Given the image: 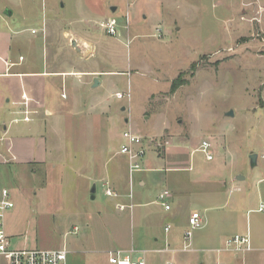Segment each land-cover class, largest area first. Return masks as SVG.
Here are the masks:
<instances>
[{"label": "rangeland", "instance_id": "obj_1", "mask_svg": "<svg viewBox=\"0 0 264 264\" xmlns=\"http://www.w3.org/2000/svg\"><path fill=\"white\" fill-rule=\"evenodd\" d=\"M256 2L264 4L13 0L12 19L23 10L31 13L27 24L36 33L31 38L43 47L48 81H60L56 98L63 112L41 117L49 141L46 162L0 165V187L11 191L15 203L5 218L12 248L65 249L66 264H108L109 250L133 249L139 256L169 243L175 252L147 253L146 264L246 262L231 251L205 250L223 249L226 238L245 231L247 216L253 232L264 217L247 214L255 201L244 205L241 193L230 190L237 183L250 185L255 172L264 176L263 169L259 171L264 149V26ZM108 20L116 21L114 36L101 25ZM92 78L101 82L100 88L91 87ZM173 82L177 87L171 91ZM116 93L123 98L116 99ZM229 111L232 117L225 115ZM130 129L153 140L149 149L158 154L169 142L178 147L180 157L188 156L201 141H209L213 160L207 162L196 152L190 161L180 162L191 166L189 171L148 174L141 165L130 177L126 158L119 154L122 134ZM252 154L258 156L255 168L250 165ZM113 169L117 175L109 177ZM143 174L150 175L149 187L140 194L134 179ZM239 176L245 180L237 182ZM105 185L117 197L128 195L131 187V202L125 197L123 201L132 208L119 204L117 197H106ZM161 189L171 193L166 200L170 210L156 200ZM192 211L203 218V226L192 232L193 252H183ZM254 254L259 261L251 257L248 264H264V250Z\"/></svg>", "mask_w": 264, "mask_h": 264}, {"label": "crops", "instance_id": "obj_2", "mask_svg": "<svg viewBox=\"0 0 264 264\" xmlns=\"http://www.w3.org/2000/svg\"><path fill=\"white\" fill-rule=\"evenodd\" d=\"M12 2L13 0H0V165L8 162L23 166L39 165L47 161L49 143L47 135L44 134L41 117L46 113L48 117L49 115H54L55 117L63 112L62 108H58L56 98L58 95L57 85H59L60 81H58L57 78H50L49 81L47 79L48 75L46 73L45 61L43 58V47L40 43L38 44L36 41L32 40L31 37H36V33L32 32H35V29H30V26L27 24V22L30 21L27 17H29L31 13L29 10L28 12L23 10L24 14H20L18 19H12L14 15V10L11 5ZM255 4H257L254 8L255 12L258 11L257 8L260 9L258 14L263 17V19L261 18V25L264 26V4L260 2H256ZM24 32L29 33V36H23L22 33ZM95 79L96 78L91 79V87L93 89L96 87L100 88V81L96 87H93ZM62 80L63 79H61V81ZM22 95H25L28 99V110L32 112L29 116L30 121L28 122L22 121L24 116L23 112L25 110ZM60 97L61 99L63 98L61 93ZM46 102L48 105H46ZM121 110L123 111V108H121ZM20 124H22V128L19 127ZM133 133L144 139V137L140 136L138 132L135 131ZM151 141L153 140H143V143L146 146V154L141 160V165L148 174L166 170L186 169L189 171L191 166L188 168H185V166L182 167L180 162L182 159L185 160V158L188 157L190 161L192 156H194V153H198L197 149L201 143L200 142L198 147H195L192 151L189 150L188 156L186 153H181L180 157V151L177 152L178 147L173 146V144L170 145L169 142L167 144L169 146H167L161 154L156 153L155 150H150L149 145ZM157 145L161 144L157 142ZM260 159L261 167L259 171L262 169L264 171V149L261 152ZM257 162L258 156L256 155V163L252 168L257 166ZM109 174L110 177L117 175V172L113 169L112 171H109ZM259 175L260 173L258 172L251 174L250 185L245 184L243 186L240 183H237L234 186H230L232 192L241 193V195L239 194V197H244L246 203L242 198L238 197L239 199H237L239 202L240 199H242L244 202L243 204L248 205L255 201L256 207L248 209L247 214L249 212L258 215L264 214V211H257L260 205H264V176L260 178ZM149 176L147 177V175L143 174L135 177L134 182L138 187L140 194L148 190ZM241 178L243 180H241ZM116 179L118 181L119 177L117 176ZM244 180V177L241 176L236 178L237 182ZM177 184H179V181ZM164 190L167 189H161L158 194ZM124 197L131 202L132 198L129 199L128 195L119 194V197H117L119 204H126L123 201ZM166 203L170 210L168 201ZM130 205L133 206L132 204H126L125 206ZM194 212L196 211H192L188 218ZM201 219L202 223L198 229L203 226V218L201 217ZM257 225L259 227L258 230L253 232L252 229L249 228V219L247 216L245 231L233 235H249V251L239 253L230 252L237 256L239 255L238 257H245L246 262L244 264H248V259L251 257H254L259 261L260 257H257L254 253L258 250H264V217L257 220ZM166 228L165 233L169 231L170 227L167 231ZM184 243L183 238V246L181 249L183 252ZM175 250L176 249L174 248L171 249L170 244L168 243L161 249L145 251L148 253L157 252L160 254H168L175 252ZM219 250L221 249H208L205 251L217 253ZM188 252H193V248L190 247ZM219 252L226 253L227 251ZM223 257L222 259L224 260L227 256ZM220 261L215 264H220ZM167 264L171 263L169 262Z\"/></svg>", "mask_w": 264, "mask_h": 264}, {"label": "built area", "instance_id": "obj_3", "mask_svg": "<svg viewBox=\"0 0 264 264\" xmlns=\"http://www.w3.org/2000/svg\"><path fill=\"white\" fill-rule=\"evenodd\" d=\"M110 36L116 35L117 24L114 20H108L101 24ZM35 33L34 31H32ZM116 99H122L123 94L116 93ZM23 106L25 110L22 121H30L29 116L31 111L28 110V99L25 95H22ZM124 143L120 146L119 154L123 155L128 164L129 176L139 170H141V160L146 154V146L143 143V138L135 135L131 130L125 131L122 134ZM197 151L201 153L205 160L211 162L213 160L212 145L209 141H201ZM131 183V178H130ZM105 196L117 197L116 193L111 191L107 185L104 190ZM128 198H132V191L130 187V193ZM170 198V193L167 190L160 192L156 198L157 202L165 209L169 210L167 205V199ZM15 207L14 199L10 190L5 187H0V264H66L67 250H40L29 249L27 247L12 248L10 245V236L5 230V218L6 215ZM130 208L132 206H129ZM120 210H124L125 206L120 205ZM259 212L264 211V205H260L257 209ZM202 219L199 213L194 212L188 218V229L184 233V251H189V241L192 236V232L201 226ZM169 229L167 226L166 231ZM224 248L219 251H231V252H246L250 250L249 235H235L227 239L224 242ZM218 251V252H219ZM148 252L143 250L139 256L133 249L129 251L123 250H109L106 252L108 264H146L145 255Z\"/></svg>", "mask_w": 264, "mask_h": 264}, {"label": "water", "instance_id": "obj_4", "mask_svg": "<svg viewBox=\"0 0 264 264\" xmlns=\"http://www.w3.org/2000/svg\"><path fill=\"white\" fill-rule=\"evenodd\" d=\"M111 11L114 12L115 11V8L112 7L111 8ZM97 85H98V81L95 80L94 83H93V87H96ZM123 110H124V108H123ZM225 115L228 116V117H232L233 116V112L232 111H229ZM255 163H256V155L255 154H252V155H250V165H251V167H254ZM94 192H95V188L93 186V188L91 190V193H92L91 199L92 200L94 199Z\"/></svg>", "mask_w": 264, "mask_h": 264}, {"label": "trees", "instance_id": "obj_5", "mask_svg": "<svg viewBox=\"0 0 264 264\" xmlns=\"http://www.w3.org/2000/svg\"><path fill=\"white\" fill-rule=\"evenodd\" d=\"M171 87H172V88H171V91H174V90H175V88L177 87V84H176V82H173Z\"/></svg>", "mask_w": 264, "mask_h": 264}]
</instances>
